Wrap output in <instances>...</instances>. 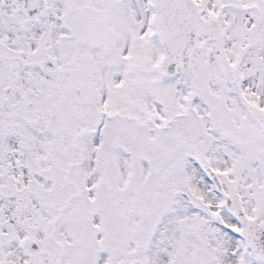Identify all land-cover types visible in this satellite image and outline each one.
I'll use <instances>...</instances> for the list:
<instances>
[{
    "label": "snow or ice",
    "instance_id": "1",
    "mask_svg": "<svg viewBox=\"0 0 264 264\" xmlns=\"http://www.w3.org/2000/svg\"><path fill=\"white\" fill-rule=\"evenodd\" d=\"M0 264H264V0H0Z\"/></svg>",
    "mask_w": 264,
    "mask_h": 264
}]
</instances>
